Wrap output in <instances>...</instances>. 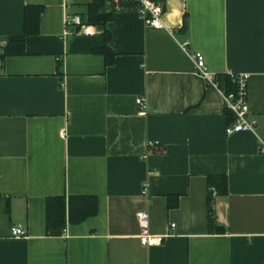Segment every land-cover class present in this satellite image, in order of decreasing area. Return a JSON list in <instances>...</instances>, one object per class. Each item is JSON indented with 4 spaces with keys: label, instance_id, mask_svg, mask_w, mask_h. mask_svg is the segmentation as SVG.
<instances>
[{
    "label": "crops",
    "instance_id": "1",
    "mask_svg": "<svg viewBox=\"0 0 264 264\" xmlns=\"http://www.w3.org/2000/svg\"><path fill=\"white\" fill-rule=\"evenodd\" d=\"M91 1L0 0V42L23 33L26 5L45 6L25 54L0 61V264H264V0H161L162 29L119 10L109 66L93 52L106 44L96 26L61 38ZM187 40L214 74H248L254 131L227 133L223 92ZM214 174L228 177L215 199L224 232L208 228ZM58 195L97 196L98 211L48 235ZM18 225L26 235L12 234Z\"/></svg>",
    "mask_w": 264,
    "mask_h": 264
},
{
    "label": "trees",
    "instance_id": "2",
    "mask_svg": "<svg viewBox=\"0 0 264 264\" xmlns=\"http://www.w3.org/2000/svg\"><path fill=\"white\" fill-rule=\"evenodd\" d=\"M159 2L161 0H151ZM142 7L140 0H92L87 4L86 12L82 13L86 21L97 28L105 36L106 44L95 47L93 52L105 57L106 65L114 62L116 52L107 44L112 37L107 24L119 10H138ZM45 6L40 4H28L24 9V31L21 35L6 38L7 44L0 42V61L8 56L23 55L26 52V38L40 33L41 16ZM188 23L184 19L183 28ZM215 79L223 93H234L238 85L230 73H217ZM228 124L235 120L234 113L225 107ZM208 181V228L211 232H224L225 228L217 223L215 211V199L217 196L228 194V177L226 174H214L207 176ZM177 200H172L169 207L177 205ZM98 211V198L94 195H64L51 196L46 204V227L48 235H62L69 223H79ZM9 213V207H7Z\"/></svg>",
    "mask_w": 264,
    "mask_h": 264
},
{
    "label": "built area",
    "instance_id": "3",
    "mask_svg": "<svg viewBox=\"0 0 264 264\" xmlns=\"http://www.w3.org/2000/svg\"><path fill=\"white\" fill-rule=\"evenodd\" d=\"M142 7L141 14L145 18L146 24L157 29L165 28L162 21L164 7L161 1L153 2L151 0H140ZM72 0H66V5L69 6ZM96 33L95 26L88 23L82 13L68 16L65 21V30L61 35L62 39H67L76 34L93 35ZM4 45L7 41L2 42ZM183 49L189 54L194 61L198 73L208 81V83L217 85L215 75L208 67L205 56L200 51L194 50L190 41L182 43ZM237 85L238 89L234 93H223L224 106L231 110L235 115V120L228 124L227 133L233 134L240 131H254L255 122L251 117L250 108L248 105V74L230 73ZM218 86V85H217ZM137 103L140 107V113L145 114L147 104L145 97H139ZM137 217L141 227L140 240L143 245H149L154 236L150 229V214L147 209L138 211ZM174 226V224H172ZM27 231L22 225L12 227V234L15 236H24Z\"/></svg>",
    "mask_w": 264,
    "mask_h": 264
}]
</instances>
